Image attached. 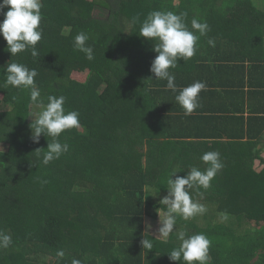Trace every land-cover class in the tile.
I'll list each match as a JSON object with an SVG mask.
<instances>
[{
	"label": "trees",
	"instance_id": "trees-1",
	"mask_svg": "<svg viewBox=\"0 0 264 264\" xmlns=\"http://www.w3.org/2000/svg\"><path fill=\"white\" fill-rule=\"evenodd\" d=\"M41 2L43 34L36 45L37 57L30 49L11 56L0 35V145L6 147L0 149V231L12 237L9 247L0 248V264H72L73 259L81 264H185L170 260L168 254L179 246L176 233L181 230L208 237L209 264H264V168H254V160L261 157L251 142L264 131V117L249 116L245 129L238 109H225L228 123L223 116L219 118L223 127L212 124L216 133H198L219 110L207 114L200 107L185 115L175 100L178 93L150 71L156 41L140 35L142 22L152 11L187 13L189 29L196 18L206 21L209 31L196 33L199 40L192 58L169 69L178 89L203 81L208 74L240 71L237 78L248 74L250 80L252 71L264 70V10L252 0ZM96 5L106 14L95 16ZM6 11L0 10V21ZM80 32L88 36L92 60L74 47ZM4 61L36 69L41 99L47 103V96L63 95L65 110L80 114L83 129L62 132L57 139L69 150L47 165L35 153L39 151L42 159L53 138L41 134L38 142L31 139L35 118L29 91L5 83ZM78 63L89 70L83 82L68 78ZM46 72L58 79L49 80ZM211 89L214 98L219 93ZM222 92L228 98L239 96ZM207 94L201 91L199 97ZM259 111L264 113V108ZM233 120L240 132H229ZM244 132L249 142H237L244 139ZM224 138L233 142H226L227 150L220 154L224 166L211 186L203 192L201 187L189 190L206 212L188 220L177 216L167 240L149 228L145 231L146 218L154 220L158 209L166 210L154 197L168 194L170 173L180 169L174 179L192 167L201 171L207 167L201 159L193 160L188 148L207 144L206 151L204 147L199 151L202 156L213 151L208 140ZM183 156L188 164L199 165L185 166ZM158 227L154 224L155 231ZM144 238L152 241V250L143 249ZM58 250L65 253L63 258L57 257Z\"/></svg>",
	"mask_w": 264,
	"mask_h": 264
},
{
	"label": "clouds",
	"instance_id": "clouds-1",
	"mask_svg": "<svg viewBox=\"0 0 264 264\" xmlns=\"http://www.w3.org/2000/svg\"><path fill=\"white\" fill-rule=\"evenodd\" d=\"M4 8H7V11L3 13L4 19L0 21V35L7 43L8 52L11 56H15L30 49L31 55L37 57L39 53L36 45L43 34L41 0H0V10ZM186 17L187 13L152 11L142 22L140 35L156 41L153 51L157 55L150 66L155 79L166 80V88L173 93H178L175 100L184 109V114L191 115L200 107L199 94L207 90V84L197 80L178 89L175 75L169 69L176 68L179 60H188L196 54L199 40L196 33L205 35L209 31V25L206 21L200 22L193 18L191 29H189L185 22ZM135 21L134 17L133 22ZM87 40V34L78 33L74 38V47L84 52L87 59L92 60L94 58L93 49L86 44ZM209 44L214 45V42L209 40ZM4 71L6 73L5 83L21 90H28L30 101L39 109L37 112H31L32 117H35L30 124L33 142H38L41 134L53 138L52 142L47 144V151L43 153L42 159L39 151L35 153L36 159L47 165L69 150V145L62 144L57 138L65 130L82 127L79 120L80 114L75 110H65L66 98L63 95H49L47 103L41 99L40 89L36 86L34 79L38 75L36 69H30L22 63L12 62L7 64ZM200 159L208 165L203 171L192 167L183 177L171 178L180 169L173 170L169 175L168 194L160 200L166 210L162 215L159 214L160 227L158 229V236L165 240L173 234L177 216L188 220L207 210L205 205L192 198L189 190L194 187L208 189L211 181L224 165L217 151L205 152ZM145 191L148 192L150 189L146 188ZM224 218H227V214ZM176 239L179 241V246L168 253L170 260L178 262L183 260L185 264H209L211 241L204 233L188 234L186 230H181L176 233ZM11 243L12 237L0 231V248H7ZM141 244L146 252L153 249L150 239H142ZM56 255L58 258H63L65 253L63 250H58ZM72 264H81V261L73 259Z\"/></svg>",
	"mask_w": 264,
	"mask_h": 264
},
{
	"label": "crops",
	"instance_id": "crops-1",
	"mask_svg": "<svg viewBox=\"0 0 264 264\" xmlns=\"http://www.w3.org/2000/svg\"><path fill=\"white\" fill-rule=\"evenodd\" d=\"M247 71V67H246ZM244 71V72H246ZM241 75L240 71H237V74L229 75L227 73H217L215 75L208 74L203 78V81H208L207 82V95L205 96H200V107H204V109L207 111V114H211L213 112V109H218V113H215L212 115L215 116L213 117L212 122H208L205 125H201L200 130L198 133H216V127H213L217 124L219 127H223L222 125V119H219L223 116H225V121H230L225 115V109H235V107L238 109L237 113L238 116H243L244 120V128H247V119L249 116H257V118H263L264 113L262 111H259L260 109L264 108V70H259V71H252L250 73V80L248 78V74L244 75L243 80L237 78ZM214 82H217L218 85H215V87H211V85H214ZM242 83V84H241ZM224 85H230L231 87H226ZM209 88H212L211 90L218 92L219 94L215 95L214 98H210V91ZM226 90L227 92H232L231 95H239L237 98H228L226 94H224L222 91ZM221 92V93H220ZM221 94V95H220ZM243 95V98L241 96ZM235 104V105H234ZM199 107V108H200ZM243 108V111L241 109ZM224 110V111H222ZM261 112V113H257ZM202 113V112H201ZM241 114V115H240ZM236 116V115H235ZM205 123V122H203ZM228 123V122H227ZM229 124V132L231 131H236L240 132L239 128H236V120H233ZM260 122H258L257 126L258 127ZM193 126V125H190ZM194 129V128H193ZM235 140L234 142H236ZM249 142L247 140L246 134L244 132V139H241L240 141L237 142ZM208 146L213 149V151H217L220 154H223L227 148H226V142H233L226 140V138L219 140V141H211L208 140ZM213 142H217L221 145H216L213 144ZM251 142H254V151L256 154L259 153V156L264 159V131L259 135L256 139L251 140ZM253 144V143H252ZM202 145V144H201ZM223 145V146H222ZM204 146H202L200 149L195 146L192 148H188L191 151V155L193 156V160L200 159L201 155L199 153L200 150L203 149ZM207 144L204 147V150L206 151ZM186 149V148H185ZM179 150V149H178ZM187 151V149H186ZM185 150L182 151L183 154L186 152ZM261 158H256L254 160V168L261 166V169L264 168V163L261 162ZM178 161V160H177ZM180 161V159H179ZM183 161L184 165H191V166H196L199 165V163L196 161L194 163L188 164L189 161H186V157L183 156ZM206 165V164H205ZM208 166V165H206ZM260 169V170H261ZM257 170V169H256ZM259 171V170H257Z\"/></svg>",
	"mask_w": 264,
	"mask_h": 264
},
{
	"label": "rangeland",
	"instance_id": "rangeland-1",
	"mask_svg": "<svg viewBox=\"0 0 264 264\" xmlns=\"http://www.w3.org/2000/svg\"><path fill=\"white\" fill-rule=\"evenodd\" d=\"M254 5H256V7L258 9H262L264 10V0H252ZM93 14L95 16H103L106 14V10L102 7V6H95L94 9H93ZM10 62L9 61H4L2 62V65L3 66H7V64H9ZM88 73H89V70L86 68V66L82 63H78L76 65H74L71 69H70V72H69V76L68 78L69 79H74V80H77V81H80V82H83L86 80V78L88 77ZM45 77L48 78L49 80H56L58 79V77L56 76V74L54 73H51V72H46L45 73ZM3 96V92L0 90V99L2 98ZM39 111V109L36 107V106H33L31 107V112H37ZM32 116V115H31ZM35 118V117H34ZM80 130H82L83 128H79ZM0 149L1 150H6V147L1 144L0 145ZM143 149V148H142ZM144 150V149H143ZM80 160H84V159H80ZM144 162H145V158H144ZM257 170H260L261 169V166H258L256 167ZM199 191L203 192V188L200 189ZM167 194H162V195H159L158 197L155 196L154 197V200H157L158 202H160L161 198L163 196H165ZM197 197V196H196ZM197 200H201V198H197ZM201 203V202H199ZM158 215L156 216V218L153 220L151 219V217H147L146 218V221H144V229L146 231L147 228H149L150 230L148 232H150L151 234H153L154 236H158L159 233H158V229H156V231L154 230V224H157V226L160 227V219H159V214L162 215L163 214V210H159L158 209ZM152 222H154L152 224ZM150 225V227H149ZM158 227V228H159ZM154 230V231H153ZM159 237V236H158ZM51 259V258H50ZM51 263H52V260H51Z\"/></svg>",
	"mask_w": 264,
	"mask_h": 264
}]
</instances>
